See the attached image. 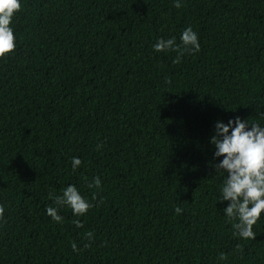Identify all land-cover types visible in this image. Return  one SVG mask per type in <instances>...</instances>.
<instances>
[{"label":"trees","instance_id":"obj_1","mask_svg":"<svg viewBox=\"0 0 264 264\" xmlns=\"http://www.w3.org/2000/svg\"><path fill=\"white\" fill-rule=\"evenodd\" d=\"M12 26L0 264H264V212L255 239L233 235L209 142L217 120L264 123V0H22ZM189 26L199 52L152 48ZM69 183L92 207L57 223L49 192Z\"/></svg>","mask_w":264,"mask_h":264},{"label":"clouds","instance_id":"obj_2","mask_svg":"<svg viewBox=\"0 0 264 264\" xmlns=\"http://www.w3.org/2000/svg\"><path fill=\"white\" fill-rule=\"evenodd\" d=\"M176 8L181 7V0H172ZM22 7V0H0V58L6 57L16 48V35L13 28V17ZM176 37H160L152 44L155 52L176 51L178 62L184 53H197L201 45L196 31L191 26L183 29ZM260 117H264L261 115ZM214 146L213 157L218 162L212 163L216 173H226L222 185L218 189L216 202L227 201L222 209L227 221L232 222L233 235L241 239H255L253 225L264 212V123L259 120L249 121L239 116L230 117L227 122L217 120L214 123V134L209 137ZM101 145H97L100 148ZM82 164L78 156L71 157L72 171H76ZM88 188H101V178L94 176L88 183ZM95 197V193H93ZM50 205H46L45 214L52 221L63 222L59 214L61 208L67 206L76 217L83 216L92 204L81 194L74 184H67L60 194L49 192ZM181 213V207L174 209ZM4 209L0 207V223L4 219ZM77 227H81L80 220H74ZM84 235L91 240L93 233L86 231ZM74 252L80 249L75 241L71 242ZM84 247H88L86 243Z\"/></svg>","mask_w":264,"mask_h":264}]
</instances>
